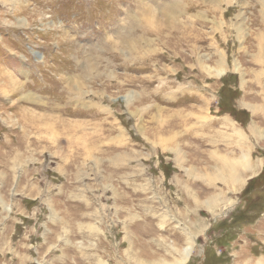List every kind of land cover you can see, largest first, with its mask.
I'll return each mask as SVG.
<instances>
[{
	"label": "rangeland",
	"instance_id": "obj_1",
	"mask_svg": "<svg viewBox=\"0 0 264 264\" xmlns=\"http://www.w3.org/2000/svg\"><path fill=\"white\" fill-rule=\"evenodd\" d=\"M263 53L264 0H0V264H264Z\"/></svg>",
	"mask_w": 264,
	"mask_h": 264
},
{
	"label": "crops",
	"instance_id": "obj_2",
	"mask_svg": "<svg viewBox=\"0 0 264 264\" xmlns=\"http://www.w3.org/2000/svg\"><path fill=\"white\" fill-rule=\"evenodd\" d=\"M258 49H259V48H258ZM262 58H264V53L262 54ZM262 58H261V59H260V58H254L253 56H251V60H252V62L258 60V64H257V65L263 63V66L260 65L261 70H255V71H254V73L252 74V79L255 78V80L258 81V82H260L261 84H262V82H263V84H262V92L264 93V59H262ZM250 62H251V61H250ZM236 71H237L238 74L240 75L241 80L245 81V76H246V74H247V70L244 69V68H242V67L240 66ZM257 72H260V75H259L258 78L255 77V74H256ZM243 84H244V83H243ZM262 99H264V94H263V96H262ZM257 105H259V104H257ZM261 106H263L262 102H261ZM223 115H226V114H223ZM255 166H256V165H254V167H255ZM252 167H253V165H252ZM254 170H255V168H254ZM249 171H250V169L247 170V173H248ZM250 178H251V177H250ZM250 178H249V179H250ZM249 179H248V180H249Z\"/></svg>",
	"mask_w": 264,
	"mask_h": 264
},
{
	"label": "bare ground",
	"instance_id": "obj_3",
	"mask_svg": "<svg viewBox=\"0 0 264 264\" xmlns=\"http://www.w3.org/2000/svg\"><path fill=\"white\" fill-rule=\"evenodd\" d=\"M130 31V30H129ZM127 31V35L129 36L130 34L132 35L131 31L129 32ZM130 37H127L126 39H129ZM221 69V68H220ZM223 70V69H222ZM220 71V70H219ZM218 73V71H217ZM223 71H220L219 74H222ZM225 121V120H224ZM226 122V121H225ZM228 124V123H227ZM226 124V125H227ZM241 131V129H240ZM228 163V162H227ZM251 168V166L249 167ZM197 230V229H196ZM196 234V233H195ZM188 236H190L191 238H193L191 235L188 234ZM198 238V237H197ZM193 249V240L187 243V246H185L184 248H182V257L180 259L172 261V262H166V261H159V260H152L150 261L149 264H186L188 262V254L192 252ZM261 262V261H260ZM259 263V262H258ZM257 263V264H258ZM261 264V263H260Z\"/></svg>",
	"mask_w": 264,
	"mask_h": 264
}]
</instances>
